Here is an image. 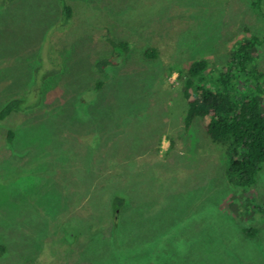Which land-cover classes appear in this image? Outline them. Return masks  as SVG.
<instances>
[{
	"label": "rangeland",
	"instance_id": "374dc122",
	"mask_svg": "<svg viewBox=\"0 0 264 264\" xmlns=\"http://www.w3.org/2000/svg\"><path fill=\"white\" fill-rule=\"evenodd\" d=\"M252 1L67 0L63 26L58 0L0 3V107L29 95L41 58L57 63L40 102L0 120V264H264V163L251 186L233 181L227 147L201 119L184 128L179 73L205 60L213 88L254 37L264 72V0ZM107 36L130 49L97 73Z\"/></svg>",
	"mask_w": 264,
	"mask_h": 264
},
{
	"label": "trees",
	"instance_id": "16d2710c",
	"mask_svg": "<svg viewBox=\"0 0 264 264\" xmlns=\"http://www.w3.org/2000/svg\"><path fill=\"white\" fill-rule=\"evenodd\" d=\"M10 0H0L4 4ZM59 1L58 25H65L72 16V6L67 0ZM262 0H253L251 5L261 9ZM110 44V53L99 59L94 70L103 73L113 60L120 55L127 54L130 47L128 42L115 40L107 36ZM264 39V36H263ZM259 39L252 38L238 42L229 60L225 64L216 79L215 87H208L202 84L203 74L207 67L205 60H193L189 66L179 73H186L184 80L186 107L184 109L183 126L189 129L198 118L202 120V126L206 134L214 141L224 145L230 151L229 172L234 182L240 186H251L255 182L258 171L264 163V108L261 104L262 85L261 78L264 72L258 67L250 64L253 48L258 44ZM156 49L152 46L146 48L144 57L155 58ZM41 66L35 68L34 84L26 97H14L0 107V120L10 113L27 109L37 105L42 96L44 83L56 74L57 63L48 62L49 58L43 57ZM48 63V64H47ZM248 82L243 87L244 92L238 87V78ZM104 81L98 80L94 86L96 90L92 99L84 101L78 108L81 111L89 107H95L97 97L103 89ZM35 101H30L31 96ZM96 108V107H95ZM14 132L7 130L6 142H13ZM124 199L120 195L113 196L114 211L122 206ZM117 220V218H116ZM4 247L0 244V254Z\"/></svg>",
	"mask_w": 264,
	"mask_h": 264
},
{
	"label": "bare ground",
	"instance_id": "6f19581e",
	"mask_svg": "<svg viewBox=\"0 0 264 264\" xmlns=\"http://www.w3.org/2000/svg\"><path fill=\"white\" fill-rule=\"evenodd\" d=\"M119 144V143H118ZM121 145V144H120Z\"/></svg>",
	"mask_w": 264,
	"mask_h": 264
}]
</instances>
